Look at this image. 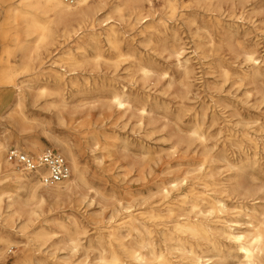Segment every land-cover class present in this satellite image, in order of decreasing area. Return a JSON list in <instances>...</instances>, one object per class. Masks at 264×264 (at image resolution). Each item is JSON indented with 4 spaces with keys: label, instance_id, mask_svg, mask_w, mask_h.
<instances>
[{
    "label": "rangeland",
    "instance_id": "1",
    "mask_svg": "<svg viewBox=\"0 0 264 264\" xmlns=\"http://www.w3.org/2000/svg\"><path fill=\"white\" fill-rule=\"evenodd\" d=\"M100 1L89 0L88 5L98 7ZM148 1L142 3L143 12L153 14V18H167V2L176 6L178 15L187 13L189 18L186 22L175 19V23L171 22L170 25H176L178 39L184 45L186 57L191 59L194 74L189 80L192 88L188 99L184 101L186 107L182 110L178 109L181 85L177 74H174L175 81L170 89L166 83L155 85V79L144 86L139 81L133 84L117 78L115 82L103 81L107 87L120 88L121 84H125L131 89V96L153 105L148 108V115L142 124H139L141 118L135 111L95 108L72 112L45 106V102H50L52 98L37 96V89L42 84L40 82L33 83V91L25 88L20 91V86L34 79V76L19 73L25 65L24 50L35 45L38 33H31L25 38L28 42L23 39L22 18L14 10L19 0H0V141L6 146L3 155L9 150L25 153L30 148L37 151V154L30 152L35 156L48 150L62 155L56 146V142L61 141L74 151L81 168L86 170L89 185L111 197L107 203L99 200L91 202L92 195L85 197L86 187L82 186L63 200L47 202L34 220V226L27 230L35 232L36 229L44 228L50 234L46 242L36 243L32 238L28 239V235L18 236L21 235L18 230L22 223L17 221L14 232L8 237L12 243L21 242L23 255L31 257L33 264H40L36 261L39 256L44 259V264L96 262L98 251L97 239H92L95 236L94 229L105 228L109 222L119 219L121 212H113L115 207L120 210L121 207L133 206L132 211L143 208L146 199L151 200L158 195L152 188L154 179L168 180L184 171L189 172V179H193L205 156L210 158L211 162L206 166L212 168L216 179H222L223 182L243 171V186L246 190L264 188V78L255 81L244 79L243 72L248 69L241 62L242 47L254 49L264 71V0H248L245 7L251 14L243 19L238 18L241 11L238 0H220L215 4L209 0H199L200 4L195 3L197 0ZM127 5L134 6V0L127 1ZM212 5L219 7L217 18L228 36H224L220 29H214L212 20L207 22L212 14L206 9L210 7L214 10L215 6ZM106 12V9L101 10L100 17L105 16ZM39 18L44 21L43 16ZM145 25L148 22L134 30L119 27L131 45L124 47L123 51L141 53L144 62L150 64L157 73L174 72V60L167 58L154 38L152 42H142L137 36L138 30ZM176 46L177 40L170 39L168 51ZM101 48L109 55L111 47L103 40ZM223 71L228 72V76L225 77ZM126 74L127 71L119 75L123 77ZM105 96L103 93L101 97ZM18 98H21V106ZM95 98L99 96L95 95ZM194 128L199 130L201 138H205L203 144L189 137ZM90 134L99 143L97 160L91 153ZM177 143H180L179 153L174 154L173 147ZM150 187L151 192L148 190ZM10 190L8 183H5L0 193ZM251 195L247 200H242V204L222 195L227 210L220 216L244 223L245 218L235 215L238 210L235 208L245 204L250 206L262 196L259 191ZM263 205V201L257 204ZM73 218L77 220L79 230L88 232L87 238L83 237L84 248L75 254H71L68 249L59 250L61 245L55 248L53 242L56 236L51 234L59 232L56 223L69 225ZM243 226V230H246L247 225ZM89 237L95 249L88 247ZM3 246L4 243L0 241V249ZM157 247L175 264H189L187 256L176 251L169 253L160 243ZM16 250L14 244L5 246L6 260L4 263L0 261V264H14ZM225 255L210 251L204 256L211 258L214 263ZM234 262L230 258L225 264ZM260 262L264 264V250Z\"/></svg>",
    "mask_w": 264,
    "mask_h": 264
},
{
    "label": "bare ground",
    "instance_id": "2",
    "mask_svg": "<svg viewBox=\"0 0 264 264\" xmlns=\"http://www.w3.org/2000/svg\"><path fill=\"white\" fill-rule=\"evenodd\" d=\"M88 1L76 0L68 4L64 0H19L14 10L22 18L25 33L23 39L31 33H38L35 45L24 50L25 65L19 73L34 76V79L20 86V91L23 88L33 91V83L40 82L42 84L37 89V96L52 98L44 105L57 111L74 112L95 108L135 111L141 118L139 124H142V120L148 115V108L153 105L131 96V89L125 84H121L120 88L111 85L107 87L103 85V81L115 82L117 79H124L133 84L139 81L144 86L155 79V85L166 83L170 89L175 81L174 74H177L181 85L178 109H184V101L188 99L192 88L189 80L194 69L191 59L185 55L184 45L178 39L176 25L170 24L175 23V19L186 22L189 18L187 13L178 15L176 6L167 2V18H153V14L143 12L144 0H134V6L131 7L127 5L129 0H113L112 3L101 0L98 7L89 6ZM209 1L217 3L220 0ZM238 2L241 10L238 18L249 16L251 12L246 11L245 7L249 1ZM195 3L200 4V1ZM212 6H215L214 10L210 7L206 9V12L212 14L207 22L212 20L213 28L220 29L224 36H228L227 30L217 18L219 7ZM105 9L108 12L100 17L101 10ZM39 16H43L44 21H40ZM147 22L148 25L138 30L137 36L142 42H152L154 38L162 47L161 50L167 54V58L174 60V72L157 73L150 64L144 62L141 53L135 50L123 51L124 47L131 45L119 27L125 26L134 30ZM170 39L177 40V46L172 51H168L167 47ZM102 40L111 47L109 55L101 48ZM242 49L241 62L248 69L243 72V78L253 81L264 78L256 50L246 47ZM126 71V76L119 75ZM222 74L228 76V72L223 71ZM103 93L105 97H101ZM95 95L99 98L94 99ZM18 102L21 106V98H18ZM90 137L91 153L97 160L99 143L91 134ZM189 137L199 140L200 144L205 142L197 128L190 131ZM179 145L177 143L173 147L174 154L179 153ZM56 146L67 159L71 174L61 184L43 187L34 174L25 175L6 161L3 155L6 146L0 141V188L8 183L11 189L0 193V241L4 243L0 249L1 263L6 260L5 246L14 244L17 249L14 253V264H33L31 257L23 255L21 242L12 243L8 235H12L15 223L20 221L19 224H22L18 231L21 235L18 236L28 235L27 238H32L36 243L46 242L50 234L44 228L36 229L35 232L27 230L34 226V220L47 202L63 200L82 186L86 187L85 197L92 195L91 202L110 201L111 197L105 192L89 185L86 170L81 168L74 151L61 141H57ZM30 152L37 154L34 148L25 150V153ZM210 162V158L205 156L193 179H189L187 171L168 180L154 179L152 188L158 195L151 200L146 199L143 203L145 206L134 210L135 212L132 211L133 206L121 207L120 210L115 207L113 212H121L119 219L109 222L105 228L94 229L95 236L92 239H97L98 256L95 258L96 262L90 261L87 264H175L163 251L159 252L158 243L169 253L176 251L187 256L189 264H225L230 258L235 260L234 264H261L264 250V205L257 204L264 202V188L246 190L243 186V171L222 182V179L215 178L212 168L206 166ZM150 189L151 187L148 190ZM258 191L262 194L259 201L250 206L245 204L235 208L238 209L235 215L245 218L244 223L220 216L227 210L222 195L242 204V200H247ZM112 218L111 215L110 219ZM56 225L59 232L51 233L56 236L53 242L55 248L61 245L59 250L68 249L71 254L84 248L82 241L87 238L88 232L79 230L75 218L70 219L69 225L62 222ZM243 225H247L246 230H243ZM5 234L7 236L4 237ZM89 238L88 247L95 249L91 237ZM169 243L174 245H168ZM210 251L218 252L221 256L226 255L213 263L211 258L204 256ZM36 261L44 264V259L40 256Z\"/></svg>",
    "mask_w": 264,
    "mask_h": 264
},
{
    "label": "built area",
    "instance_id": "3",
    "mask_svg": "<svg viewBox=\"0 0 264 264\" xmlns=\"http://www.w3.org/2000/svg\"><path fill=\"white\" fill-rule=\"evenodd\" d=\"M72 3L74 0H65ZM6 161L25 175L34 174L43 187H53L70 177V168L65 158L55 151H45L39 156L9 150Z\"/></svg>",
    "mask_w": 264,
    "mask_h": 264
}]
</instances>
